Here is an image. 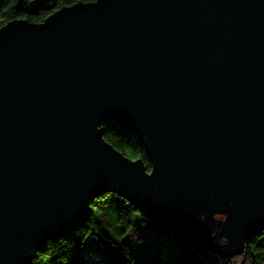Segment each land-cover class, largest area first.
Listing matches in <instances>:
<instances>
[{
    "label": "water",
    "instance_id": "water-1",
    "mask_svg": "<svg viewBox=\"0 0 264 264\" xmlns=\"http://www.w3.org/2000/svg\"><path fill=\"white\" fill-rule=\"evenodd\" d=\"M114 192L208 258L264 233V0H96L0 28V264H34Z\"/></svg>",
    "mask_w": 264,
    "mask_h": 264
},
{
    "label": "trees",
    "instance_id": "trees-1",
    "mask_svg": "<svg viewBox=\"0 0 264 264\" xmlns=\"http://www.w3.org/2000/svg\"><path fill=\"white\" fill-rule=\"evenodd\" d=\"M34 0H0V28L13 20L25 19L42 23L50 15L77 3H92L94 0H45L29 9ZM96 1V0H95ZM104 139L117 151L132 160H143L148 171L150 161L139 139L120 128L114 122L102 125ZM147 231L138 249L127 242L129 232ZM108 255L106 264H251L255 253L264 252V233L247 243L244 253L216 262L202 256L191 245L178 241L168 228L155 223L116 192L106 193L90 204L87 222L77 226L59 242L48 241L37 253L34 264H89L82 256L86 242ZM259 240H262L260 243ZM93 260L100 258L91 252Z\"/></svg>",
    "mask_w": 264,
    "mask_h": 264
},
{
    "label": "rangeland",
    "instance_id": "rangeland-1",
    "mask_svg": "<svg viewBox=\"0 0 264 264\" xmlns=\"http://www.w3.org/2000/svg\"><path fill=\"white\" fill-rule=\"evenodd\" d=\"M45 0H34L30 5L29 9H32L34 7H37L41 5ZM147 231L145 229H139V230H134L128 233L126 236V241L129 242L134 248L138 249V244L143 241L144 237L146 236ZM261 243L262 240H259ZM91 252H95L100 258L99 262H95L93 260V256ZM198 252L204 256L207 257L208 254L205 253L202 250H198ZM82 256L88 261L89 264H106V261L108 259V255L106 253L101 252L92 242L91 239H88L86 242V249L85 252L82 254ZM210 258L212 260H215L216 262H221L225 260L223 257L220 255H211ZM243 262L242 264H244ZM253 264V263H251ZM254 264H264V252L263 253H255V263Z\"/></svg>",
    "mask_w": 264,
    "mask_h": 264
},
{
    "label": "snow or ice",
    "instance_id": "snow-or-ice-1",
    "mask_svg": "<svg viewBox=\"0 0 264 264\" xmlns=\"http://www.w3.org/2000/svg\"><path fill=\"white\" fill-rule=\"evenodd\" d=\"M94 2H95V0H94Z\"/></svg>",
    "mask_w": 264,
    "mask_h": 264
}]
</instances>
